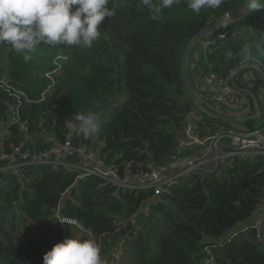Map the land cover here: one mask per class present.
<instances>
[{"label": "trees", "instance_id": "16d2710c", "mask_svg": "<svg viewBox=\"0 0 264 264\" xmlns=\"http://www.w3.org/2000/svg\"><path fill=\"white\" fill-rule=\"evenodd\" d=\"M139 3L110 0L108 7L115 14L102 22L101 38L90 49L39 45L30 53L31 60L24 61L0 45V82L23 94L28 136L42 125L60 139L66 120L78 126L76 115L98 112V135L86 139L78 133L73 145L95 150L106 164L135 175L188 155L177 151L188 122L202 140L235 129L195 107L180 82V61L195 35L242 7L245 0H224L220 8L198 14L181 0L157 18ZM211 37L218 46L210 58L213 72L227 76L246 64H256L264 72V55L254 47L252 61L241 55L245 43L264 44V10L248 9L240 20L217 27ZM198 43L186 59L189 85L208 112L226 116L205 102L201 81L206 67L198 56ZM250 71L253 77L243 80ZM51 84L42 101L40 95ZM235 84L254 97L264 87L253 68L243 71ZM242 96L253 112L251 96ZM122 97L125 100L119 103ZM15 103L0 90L2 128L7 127L6 105ZM251 121H246L249 126ZM7 132L9 143L23 138L17 125ZM33 142L27 146L48 148L41 140ZM226 163L229 167L220 174L219 164L214 174L183 177L159 197L145 191H118L116 197V190L100 180L76 181L75 173L63 170L29 169L31 180L23 186L13 177L1 176L0 264H43V254L66 238L94 240L104 264H264V246L250 225L264 206V157H238ZM65 193L61 216L76 220L87 234L67 229L63 235L55 211ZM248 223L243 232L232 234Z\"/></svg>", "mask_w": 264, "mask_h": 264}, {"label": "built area", "instance_id": "2783aa9c", "mask_svg": "<svg viewBox=\"0 0 264 264\" xmlns=\"http://www.w3.org/2000/svg\"><path fill=\"white\" fill-rule=\"evenodd\" d=\"M243 18L229 20L233 22ZM222 38V37H219ZM217 39L211 34L203 37L198 43V56L202 59L205 74L202 78L201 89L206 93V99L213 104L217 110H223L225 117L232 118L229 124L235 129L217 133L206 139H200L194 134L195 125L187 123L183 130V136L178 138V153H191L192 155L178 156L161 166L150 167L147 171L139 174H131L127 169L120 172L115 166L106 164L105 160L97 154V151L89 150L84 146L75 147L74 138L79 134L78 126L74 120H66L59 139L53 132H49L42 125L39 131L28 136V120L22 118L24 104L21 101L23 94L18 91L9 90L5 83L0 82V90H3L9 97L16 100L15 104L6 105V128L0 125V177L9 176L15 178L22 186L31 180L28 176L29 169L42 168L52 172L61 170L76 174V181L87 178L100 180L104 185L123 192H150L153 197H159L173 186L179 179L192 175H210L218 172L219 164L235 158H259L264 157V87L259 89L256 97L260 116L256 117V108L248 116V102L244 101L240 94L236 93L230 85V77L233 71L227 76L212 71L210 58L217 50ZM246 69H255L253 64H246ZM54 71L53 73H55ZM51 81V74L45 75ZM252 78V77H251ZM246 79V78H245ZM53 84L40 95L43 101L50 94ZM26 103H31L25 99ZM250 116V117H249ZM249 117V118H247ZM247 120L261 121V126L248 131L243 124ZM18 126V133L23 138L17 144L9 143L11 134L7 132L9 126ZM34 140H41L42 150L37 146L28 147L27 144H34ZM60 205L55 211V219L63 229L75 230L81 234H87V229L74 219L62 217ZM264 219V206L253 218L251 227L255 230L256 238L262 241L261 227Z\"/></svg>", "mask_w": 264, "mask_h": 264}, {"label": "clouds", "instance_id": "9594fccd", "mask_svg": "<svg viewBox=\"0 0 264 264\" xmlns=\"http://www.w3.org/2000/svg\"><path fill=\"white\" fill-rule=\"evenodd\" d=\"M109 3L110 0H0V45L21 55L24 61L31 60L30 53L39 45L90 49L101 38L102 22L115 14ZM180 3L181 0H140L139 6L157 18L165 9ZM186 3L188 9L198 14L202 9L220 8L224 0H186ZM245 3L250 11L264 10V0H245ZM253 47L264 55V44L245 43L241 51L245 60L254 59ZM231 55L229 52V58ZM100 118L101 114L95 111L76 115L79 133L86 139L95 138L100 130ZM260 243L264 246L263 240ZM42 261L43 264H104L101 249L94 240L75 238L56 243L43 254Z\"/></svg>", "mask_w": 264, "mask_h": 264}, {"label": "water", "instance_id": "95a60500", "mask_svg": "<svg viewBox=\"0 0 264 264\" xmlns=\"http://www.w3.org/2000/svg\"><path fill=\"white\" fill-rule=\"evenodd\" d=\"M248 11V7L246 5V3L240 7L239 9L226 14L222 17H220L219 19H217L216 21H214L213 23H211L210 25H208L207 27H205L203 30H201L197 35H195L190 41L189 43L186 45L185 49L182 52L181 55V61H180V82L181 85L187 90V93L189 94L193 104L195 105V107L202 113H204L205 115H207L208 117H211L213 119H216L224 124H230L233 120L232 118H228L225 116H220V115H214L210 112H208L203 106H202V102L200 101V99L195 95V93L193 92V90L191 89L189 82H188V78H187V72H186V59H187V55L190 51V49L192 48V46L199 41L200 39H202L203 37L212 34V32L219 27L220 25L227 23L229 20L232 19H236L239 16L243 15ZM244 67V68H243ZM246 65L244 66H240L238 67L235 71H233L232 76L230 77V85L233 88V90L238 93V94H245L248 96L250 95V92L245 90V89H241L239 87L236 86L235 84V79L245 70ZM254 68L259 76V78L262 80V82H264V72H262V70L260 69V67L256 64H254ZM253 104L256 108V117H252L253 119H257L260 116V110H259V105L257 102L256 97L251 96ZM261 238L264 242V219H263V223H262V227H261Z\"/></svg>", "mask_w": 264, "mask_h": 264}, {"label": "rangeland", "instance_id": "374dc122", "mask_svg": "<svg viewBox=\"0 0 264 264\" xmlns=\"http://www.w3.org/2000/svg\"><path fill=\"white\" fill-rule=\"evenodd\" d=\"M217 51V50H216ZM216 53V52H215ZM244 68V67H243ZM245 70H248V69H246L245 68ZM244 70V71H245ZM244 75H245V78H246V80H249V79H251V76L253 77V72L252 71H250V72H245L244 73ZM51 78H53V77H51ZM243 80H245V79H243ZM201 91L202 92H204L205 93V91H203L202 89H201ZM206 93H205V99H206ZM244 101H247L246 100V98L244 97V96H240ZM123 100H125V97H122L121 98V100L119 101V103H121ZM207 104L209 103L207 100L205 101ZM211 104V103H210ZM213 110H215L216 112H220V110H217L216 109V107L214 106V105H211L210 106ZM222 112H224L225 113V111H222ZM251 108L249 107V103H248V111L245 113V115L247 116V115H249V114H251ZM226 114V113H225ZM252 123H249V124H251L250 126L248 125V123L247 122H245L244 124H243V126H244V128H246L248 131H251V130H254V129H256V128H259L260 126H261V121H251ZM6 126V125H5ZM189 155H192L191 153L189 154L188 153V156ZM229 167V164L227 165V163L226 162H222L221 164H220V170H219V173L218 174H220L221 172H223V171H225L227 168ZM67 197H68V193H65V195L62 197V199H61V201H60V206H61V204H63L65 201H66V199H67ZM244 230H243V227H240L239 229H237L235 232H234V235H238V234H240L241 232H243ZM99 243H101V241H99ZM116 258H118V256H116Z\"/></svg>", "mask_w": 264, "mask_h": 264}, {"label": "crops", "instance_id": "0c3cea01", "mask_svg": "<svg viewBox=\"0 0 264 264\" xmlns=\"http://www.w3.org/2000/svg\"><path fill=\"white\" fill-rule=\"evenodd\" d=\"M195 58H197V54L194 56V58H192V59L190 60V62H193V61L195 60ZM192 68H193V66H191V67L189 68V70H192ZM251 77H252V76H251ZM248 226H249V223H248V224H242V225H239V226L236 227V229L232 232V234H234V232H235L237 229H239L240 227H243V230H245V229L248 228Z\"/></svg>", "mask_w": 264, "mask_h": 264}]
</instances>
